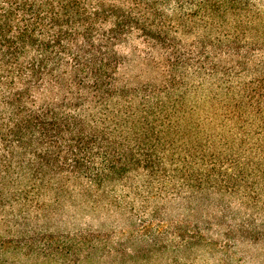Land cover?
I'll return each instance as SVG.
<instances>
[{
    "label": "trees",
    "instance_id": "obj_1",
    "mask_svg": "<svg viewBox=\"0 0 264 264\" xmlns=\"http://www.w3.org/2000/svg\"><path fill=\"white\" fill-rule=\"evenodd\" d=\"M0 211V264L264 241V0H0Z\"/></svg>",
    "mask_w": 264,
    "mask_h": 264
},
{
    "label": "rangeland",
    "instance_id": "obj_2",
    "mask_svg": "<svg viewBox=\"0 0 264 264\" xmlns=\"http://www.w3.org/2000/svg\"><path fill=\"white\" fill-rule=\"evenodd\" d=\"M75 202V203H74ZM71 205L64 208L59 216L62 224L59 226L60 230H73L74 228L91 226L93 230L103 229L102 234L109 232L114 235L113 239L116 240L115 234L120 230L109 229V226L113 223L115 218L111 214H108L106 209L94 210L93 208L81 205L77 201H74ZM169 208V209H167ZM167 213L171 219H174L175 208L173 204L166 206ZM18 215V214H17ZM12 219L5 216V211H0V221ZM11 225V224H10ZM9 225L5 226L0 224V237L6 242H12L10 240L16 239L15 230L10 229ZM15 242L8 244L7 246L13 247ZM21 245V244H20ZM215 249L210 252L196 251L191 254H184L180 256L181 263L183 264H264V241L256 244H244L236 247L228 246L223 248L221 242H217ZM146 264H169V257L167 254L155 255L151 259H147ZM22 264H26V260H22ZM90 264H99L92 262Z\"/></svg>",
    "mask_w": 264,
    "mask_h": 264
}]
</instances>
